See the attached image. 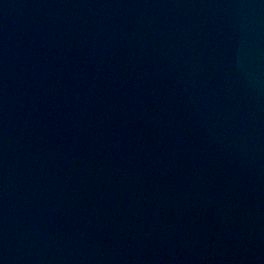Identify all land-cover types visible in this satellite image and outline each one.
<instances>
[{
    "label": "water",
    "instance_id": "95a60500",
    "mask_svg": "<svg viewBox=\"0 0 264 264\" xmlns=\"http://www.w3.org/2000/svg\"><path fill=\"white\" fill-rule=\"evenodd\" d=\"M0 264H264V0H0Z\"/></svg>",
    "mask_w": 264,
    "mask_h": 264
}]
</instances>
